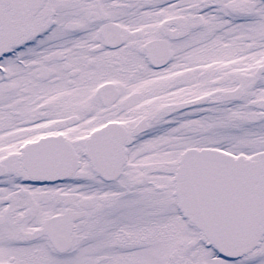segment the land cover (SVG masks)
<instances>
[{
    "label": "snow or ice",
    "instance_id": "6c2138e0",
    "mask_svg": "<svg viewBox=\"0 0 264 264\" xmlns=\"http://www.w3.org/2000/svg\"><path fill=\"white\" fill-rule=\"evenodd\" d=\"M0 264H264V0H0Z\"/></svg>",
    "mask_w": 264,
    "mask_h": 264
}]
</instances>
